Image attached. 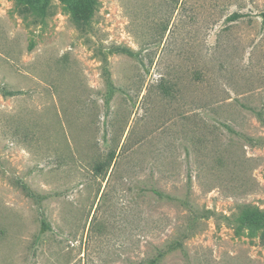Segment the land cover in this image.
Segmentation results:
<instances>
[{
	"label": "rangeland",
	"instance_id": "rangeland-1",
	"mask_svg": "<svg viewBox=\"0 0 264 264\" xmlns=\"http://www.w3.org/2000/svg\"><path fill=\"white\" fill-rule=\"evenodd\" d=\"M94 2L0 0V264H264V0Z\"/></svg>",
	"mask_w": 264,
	"mask_h": 264
},
{
	"label": "trees",
	"instance_id": "trees-1",
	"mask_svg": "<svg viewBox=\"0 0 264 264\" xmlns=\"http://www.w3.org/2000/svg\"><path fill=\"white\" fill-rule=\"evenodd\" d=\"M94 5H95V2L94 0H86V8L88 9L89 11V16L91 15V13L93 12V9H94ZM261 18H262V21L264 22V12H262L260 14ZM161 196V195H160ZM252 223H260L258 220H255L254 222H249L248 224L246 225H249V224H252ZM162 252L159 250L157 252V256L152 259V260H149L148 262L144 263V264H158V260H160L161 256H162Z\"/></svg>",
	"mask_w": 264,
	"mask_h": 264
}]
</instances>
